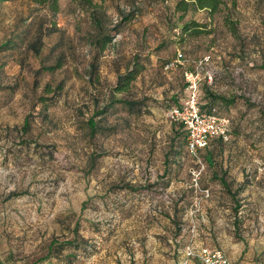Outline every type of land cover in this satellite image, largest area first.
<instances>
[{"label": "rangeland", "instance_id": "rangeland-1", "mask_svg": "<svg viewBox=\"0 0 264 264\" xmlns=\"http://www.w3.org/2000/svg\"><path fill=\"white\" fill-rule=\"evenodd\" d=\"M178 1L0 3L5 264H177L191 243L232 264L264 261V0H223L215 13ZM193 21L211 32L185 34ZM203 55L215 73L204 108L233 125L193 157L169 110ZM130 69L137 79L115 92Z\"/></svg>", "mask_w": 264, "mask_h": 264}, {"label": "built area", "instance_id": "built-area-1", "mask_svg": "<svg viewBox=\"0 0 264 264\" xmlns=\"http://www.w3.org/2000/svg\"><path fill=\"white\" fill-rule=\"evenodd\" d=\"M210 61V56L203 55L196 69L186 72L185 94L169 110L170 118L178 122L186 131L187 149L192 156H198L200 151L207 148L211 140L216 137L229 139L231 118L218 111L215 106L204 108L202 102V81L205 79L212 82L215 76L214 72L207 69ZM193 173L194 184L198 186L202 170L195 169ZM202 191L204 195L209 196V189ZM193 259H198L202 264H232L223 250L210 246L197 247L192 243L186 245L183 256L177 264H192ZM0 264H5L1 258ZM253 264H264V261Z\"/></svg>", "mask_w": 264, "mask_h": 264}, {"label": "trees", "instance_id": "trees-1", "mask_svg": "<svg viewBox=\"0 0 264 264\" xmlns=\"http://www.w3.org/2000/svg\"><path fill=\"white\" fill-rule=\"evenodd\" d=\"M7 1H10V0H0V3L7 2ZM81 1L84 3H92V0H81ZM39 2L41 4H48L52 9H57L59 6L60 0H39ZM222 4H223V0H179L176 5V9L177 11H180V12H187L191 7H195L197 9L208 10L212 13H215L216 11L219 10ZM183 31L185 34H190V35L209 34L211 32V30L208 29L206 24H202L196 21L187 23L185 26H183ZM55 68L56 66H53L48 69H50L51 71H54ZM138 75H139V71L137 69H130L128 70L126 74L120 75L119 80L116 86L114 87V91L121 93V92L129 90L131 83L137 79ZM210 95H211V92H210ZM210 97H212L211 98L212 101L220 100V103L226 106H230V100L226 99L225 96L212 93ZM116 102L125 103L128 106H130L132 109H138V110L140 109V111L142 109V105L139 102L126 101L123 99L116 100ZM104 111L105 110H101L99 113L102 114L104 113ZM225 115L229 116L228 114H225ZM90 124L92 126V129L96 131V123L93 120H91ZM232 125H233V121L231 118V128L229 131V137L232 134ZM186 139H187V133H186ZM214 140H219L221 142H224V141H228L229 139L225 140L224 137H216L212 139L211 142ZM187 153L189 154L188 149H187ZM198 156H193V157H198ZM218 181H220L223 184V188L225 189L227 193L228 192L230 194L233 193L234 195L237 192V190L234 189V183H228L227 176L218 177Z\"/></svg>", "mask_w": 264, "mask_h": 264}, {"label": "crops", "instance_id": "crops-1", "mask_svg": "<svg viewBox=\"0 0 264 264\" xmlns=\"http://www.w3.org/2000/svg\"><path fill=\"white\" fill-rule=\"evenodd\" d=\"M228 183H230V180H228ZM218 186L219 187H223V184L220 182V181H218ZM228 195H230V193L228 192L227 193ZM138 242V244H139V242H141V241H139V240H137ZM199 246H203V245H199ZM138 250H139V248H138ZM149 253H151L150 251H148V250H146V254H147V256L149 255ZM144 256V253H143V251H141V253H139L138 252V257H143ZM142 260H143V258H141V260H135V264H141V262H142ZM198 260V259H197ZM197 260H192V264H196V261ZM199 261V260H198ZM200 262V261H199ZM200 264H202L201 262H200Z\"/></svg>", "mask_w": 264, "mask_h": 264}]
</instances>
